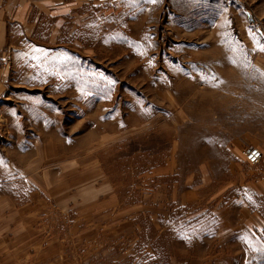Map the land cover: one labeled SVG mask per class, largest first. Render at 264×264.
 I'll return each mask as SVG.
<instances>
[{
    "label": "rangeland",
    "instance_id": "1",
    "mask_svg": "<svg viewBox=\"0 0 264 264\" xmlns=\"http://www.w3.org/2000/svg\"><path fill=\"white\" fill-rule=\"evenodd\" d=\"M118 23L75 48L71 86L66 54L34 63L42 90L22 69V92L58 110L48 169L91 174L50 197L52 172L4 163L44 130L0 118V264H264V158H243L264 154V0H133L101 24Z\"/></svg>",
    "mask_w": 264,
    "mask_h": 264
},
{
    "label": "crops",
    "instance_id": "2",
    "mask_svg": "<svg viewBox=\"0 0 264 264\" xmlns=\"http://www.w3.org/2000/svg\"><path fill=\"white\" fill-rule=\"evenodd\" d=\"M132 3L133 0H0V118H2L3 130L8 129L21 135L22 119L25 117L32 123L26 132L33 134L34 125L44 130L41 135H34L32 139L24 142H22V135L18 138L24 148H28V153L20 151L21 145L16 146L15 149H12V146H6L9 150H19V153L13 157L14 160L5 159L4 163L15 165L20 173L24 172L26 177L30 176L36 184L41 179L39 175H42L45 170L52 172L56 176V185L48 194L52 198H57L61 192L70 191L71 188L59 189L58 176L61 177L65 173L63 183L69 186V179H67L69 173H71L73 185L75 181L89 180L91 172L88 168L76 169L75 166L67 170L52 167L51 170L48 169L50 164H60L56 161L60 143L52 135L53 130L59 133L56 128L58 121L54 118L58 115V110L47 105L48 100L42 93L22 92V69L26 70L24 82L32 86L31 89L42 90L44 86L41 81H38L39 83L34 81L35 78L30 73L35 67L34 63H39V60L45 56L55 58V55L66 54V57L61 55L59 63H62L63 67L68 66L66 71L71 75L69 86L73 85L74 73L78 71L73 66L74 59L84 60L88 57L83 54L80 57L81 52L75 48H91L96 44V42L92 44V38L100 42L106 35L114 36L121 31L124 32L119 23L118 26H110L109 30L106 29L105 24L101 23L107 17L114 18L117 15L130 13ZM136 12L137 10L134 11ZM96 29L98 32L95 31ZM34 51H38V55L43 54L37 57L38 61L34 60ZM10 70L15 74L13 86L10 81ZM61 81L65 80L61 79ZM70 91H72L70 97L74 99L76 88ZM32 103L35 104L32 105ZM6 139L9 140L8 137ZM0 163H3V160H0ZM70 197L67 196V203ZM96 202L99 204L97 207L100 208L108 204V201L99 202V199L95 201V204ZM110 202L113 200L111 199ZM56 203L58 204V200Z\"/></svg>",
    "mask_w": 264,
    "mask_h": 264
},
{
    "label": "built area",
    "instance_id": "3",
    "mask_svg": "<svg viewBox=\"0 0 264 264\" xmlns=\"http://www.w3.org/2000/svg\"><path fill=\"white\" fill-rule=\"evenodd\" d=\"M243 158L246 164L256 166L263 160L264 154L258 148L249 147L243 152Z\"/></svg>",
    "mask_w": 264,
    "mask_h": 264
}]
</instances>
